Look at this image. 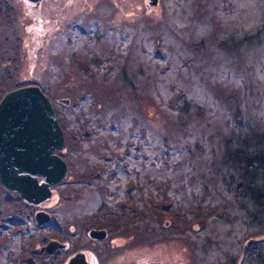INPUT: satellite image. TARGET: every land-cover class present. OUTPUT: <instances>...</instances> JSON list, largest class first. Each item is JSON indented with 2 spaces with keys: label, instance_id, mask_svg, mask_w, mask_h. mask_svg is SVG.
I'll list each match as a JSON object with an SVG mask.
<instances>
[{
  "label": "rangeland",
  "instance_id": "obj_1",
  "mask_svg": "<svg viewBox=\"0 0 264 264\" xmlns=\"http://www.w3.org/2000/svg\"><path fill=\"white\" fill-rule=\"evenodd\" d=\"M7 1L4 7L0 0V78L48 85L53 104L69 99L57 103L71 122L62 149L71 165L48 200L39 205L21 198L29 207L19 210L29 216L8 228L2 227L10 223L2 212L10 202L0 186V247L15 234L11 230L25 225L36 248L56 238L60 228H88L107 200L101 192L123 198L129 176L143 186L149 177L161 187L170 183L163 218L140 223L151 231L142 235L144 245L140 228L128 233L135 241L110 264H148L150 255L161 264H264V240L251 224L250 204L236 201L225 180L233 170L223 162L224 139L264 125V0H160L149 9V0H42L31 6ZM68 50H74L80 67L67 66ZM60 54L65 62L57 59ZM92 58L96 63L85 68ZM104 88L113 112H104L106 94L96 100L88 92ZM178 93L206 112L199 125L178 127L177 138L170 140L167 120L179 118ZM77 113L84 120H77ZM103 169L113 170L108 189L87 183ZM82 178L86 183L76 182ZM38 211L51 216L41 227L34 220ZM38 228L44 231L36 233ZM4 251L2 263L9 249ZM40 256H31L33 264L51 261L43 263Z\"/></svg>",
  "mask_w": 264,
  "mask_h": 264
},
{
  "label": "trees",
  "instance_id": "obj_2",
  "mask_svg": "<svg viewBox=\"0 0 264 264\" xmlns=\"http://www.w3.org/2000/svg\"><path fill=\"white\" fill-rule=\"evenodd\" d=\"M7 3H8L7 0H1V4H3L4 7L7 5ZM71 48L72 46L70 47V49ZM101 51L102 50H99V53H101ZM73 52L74 50H72L71 52L68 50V55H67L68 56L67 58L68 67H74V66L80 67V65H82L81 62L72 58ZM57 57H58L57 59H59L60 61L65 62L66 56L64 54L57 55ZM90 63H96V59L92 58V60L86 61L84 63L85 65L84 67L88 68ZM181 76L183 80L186 82L185 76L183 75ZM124 78H125V75L124 74L121 75V79H123V81H124ZM11 79L13 80L11 81ZM188 79H189L188 80L189 82L190 78L188 77ZM89 83L92 84L90 81ZM123 83H126V81ZM28 84L38 85L36 82L35 83L32 82ZM22 85L24 84H20V81H18L16 77H9L7 79L0 78V100L7 92L17 87H20ZM38 86L41 88L43 93H45L49 98H51V100L52 98L55 99L53 95L50 93V90H51L50 86L45 85L43 83H42V86L40 85ZM107 89L108 88L88 91V92H92L95 94L93 97H95L96 100H98V98H101L103 94H106V98H107L106 104L107 105L104 109V112L111 110L109 108V101L112 96L108 92L109 90ZM73 90H74L73 93H76V94L80 93L79 91H77V89H75V87L73 88ZM177 97H178L179 103L176 105L175 109H177L178 111L179 118L177 120H167L169 123L167 138L170 140L174 139L175 135L177 138L178 127L183 128L185 127V125H189L190 127L199 125L200 122L202 121L201 119H203V114L206 112L204 108L189 103L181 95V93H178ZM57 102L54 103V108H55L56 116L59 121L60 127L66 139L69 136L68 130L70 129L71 122L69 121L68 115L60 112V109L58 108L59 102L58 103ZM95 105L96 104H91L90 110H89L93 116V120H97L95 118V113L97 112L95 111L97 109ZM193 107L194 109L195 107L198 109L191 111L190 109ZM196 111L201 112V114L197 116V118H196V113H197ZM111 112L113 111L111 110ZM81 116H82V110H81ZM81 116L79 113H77V120H84L83 118H80ZM189 131L193 132V129L190 128ZM143 133L146 134V131L144 129H143ZM109 136H111L112 138L114 137L115 139L119 138V135H112L111 133H109ZM69 141L70 140L67 139V148L70 147ZM193 141H196V140H193ZM224 143H225V151H224V156H223V162L225 165H227L230 169L233 170V173L229 172L228 177L225 179L227 182V185L229 184L230 188L234 189V193H235L234 197L236 201L238 202V204L244 205L247 201L249 202L250 208L248 209V215L251 220V224L256 226L258 229V232L256 235H259V234L262 235L259 237L260 240H264V125L262 129L258 132L252 131V132H246L245 134L239 133L231 138L224 139ZM130 144L131 143L126 144L125 149L128 152L131 150ZM194 144L195 143H193L191 146H188L187 149L193 148ZM57 154H59L64 159L63 150L58 151ZM64 161L67 163L68 168H69L71 164H69L66 161V159H64ZM78 161L83 162L82 160H78ZM161 171L165 175H167L166 171H163L162 169ZM112 175H113V170L108 172L106 169H103V172L100 171V174L97 175L96 177H93L91 179L92 177L91 176L89 180L87 181V183L91 184L92 182H95L99 185L101 190L104 188L108 189L109 185L107 184L109 182H112V178H114L112 177ZM76 182L83 184V183H86V179L82 178ZM134 183H136V180H134L133 178H130L125 188L126 196L124 195L123 198H119L118 194L117 196H115L110 193L108 194L107 191L105 193L101 192V196L103 198H106L107 200L102 201V205L95 212L97 216L92 226L105 227V228H111V229L112 228H122V229L137 228L138 222L146 219L148 216L156 215L159 218H163V211L167 209V207L163 206V203H167V201L170 200V197L167 195V193H165L164 189L170 188V183L161 188L162 191L164 192H162V198L159 201V204L157 206H155L153 203L146 204V209L141 207L140 199L138 197L139 189L135 187ZM130 184H132V186ZM131 190L134 191V195L138 197L139 201L138 199L136 201L133 200L131 196ZM2 191H3V196H5L7 201L10 202L8 207H6V209H4L2 212L5 215L4 217H9V219L13 222L24 221L26 217L29 216V212H21L19 210V207H22V205H24L25 207H29V205L26 204L24 201H22V199L17 193L7 192L5 190H2ZM229 191L232 192L231 189ZM64 200L68 202L67 199H64ZM87 201H89V198H87ZM126 201H130V203H125ZM15 205L18 206V211L15 209L14 207ZM177 213L179 216L180 211H178ZM20 214H23L22 217H20ZM190 214H191L190 218H194V213L190 212ZM174 216H177V215H174ZM101 218H103L104 221H100ZM91 221H93V219ZM17 228L21 229V227H17ZM36 238H37L36 240H41L42 242L43 235H38ZM4 248H5L4 246L0 247V256H2V252L4 251ZM15 253H16V260L14 264H33L31 256L38 257L40 254L38 253V248H36L35 246L34 239L32 240L28 239V241L22 243L19 247H17V249L15 250ZM260 253L262 254V252ZM0 261H1V258H0Z\"/></svg>",
  "mask_w": 264,
  "mask_h": 264
},
{
  "label": "water",
  "instance_id": "obj_3",
  "mask_svg": "<svg viewBox=\"0 0 264 264\" xmlns=\"http://www.w3.org/2000/svg\"><path fill=\"white\" fill-rule=\"evenodd\" d=\"M27 1L38 4L42 0ZM149 3L155 5L157 0ZM59 101L69 103V99ZM65 142L53 101L39 86L25 85L7 92L0 100V184L3 189L18 193L27 203L40 204L48 200L52 187L68 173L66 162L56 154L64 148ZM39 177L42 180L39 181ZM35 220L41 226L50 221L51 216L38 211ZM103 232L91 229L89 235L102 238ZM63 247L64 244L49 240L40 251L52 253Z\"/></svg>",
  "mask_w": 264,
  "mask_h": 264
},
{
  "label": "flooded vegetation",
  "instance_id": "obj_4",
  "mask_svg": "<svg viewBox=\"0 0 264 264\" xmlns=\"http://www.w3.org/2000/svg\"><path fill=\"white\" fill-rule=\"evenodd\" d=\"M149 2L150 0L148 1V4H147L148 9L159 4L160 0H157V3L155 5H151ZM28 3L30 6L34 5L32 2L31 3L28 2ZM147 175H143L144 178L147 177ZM129 177L132 178L131 176ZM65 179L62 182H64ZM146 179H147V182H149L147 186H143V184L140 183L139 181H136V183H134L135 187L139 189L138 197L140 199V203L145 204V206L146 204H152L154 200L159 202L162 198V192H163L161 189L162 187L158 185L154 180H152L149 177H147ZM40 180L41 179H39V181ZM107 185L110 186L111 182H109ZM130 185L132 186V184ZM126 186H122V188L125 189ZM131 196L134 201L138 199V197L135 196L134 194H131ZM168 196L171 197L170 194H168ZM156 217H157L156 215L148 216L146 219L138 222L137 228H140V230L137 235L140 238L139 242L142 245H144V243H142V241H144V239L142 238V235H145L147 231H149L148 230L149 227L141 228L140 223H144L145 226H148L147 220L148 219L154 220ZM9 221L10 223H8V225L4 224L2 227L8 228L9 226L17 224V222H13L11 220ZM91 229L104 230V232L102 233L103 237L102 238L91 237L89 235V232ZM134 229L135 228H127V229L114 228V230H112L111 228L96 227V226H90L88 228H81V229L60 228L59 230L56 231L57 238H51V239H48L47 241L56 240L59 243L64 244V247L61 249H57L56 251L52 253H43L40 251V247L43 246L47 242L46 241L45 243L38 246V253H40L39 256L42 255L40 256V258L43 260V263L46 262L45 258L51 259V261L48 262L47 264H70L74 259L75 260L72 262V264H110L114 256L119 255L120 251L127 248V244L128 246H130V244L135 241V239L133 238V241L131 242L129 240L131 238L130 236H128V233L130 232L133 233L132 230ZM25 230H26V225L24 226V228H21V229L14 228L13 230L10 231L11 233H15V234L10 235V237H8V240L5 241V245H6L5 248H8L9 252L6 257L7 259L6 262L2 263V260H1V264H14L15 263V260H16L15 250L22 243L28 241L27 233L25 232ZM39 231H44V229L41 230L40 228H38L36 233H38ZM150 232L151 231H149V233ZM135 233L136 231H134V234ZM18 236L20 237V239L17 238ZM253 241L254 240H252L251 243ZM4 253L5 251L2 252V256L4 255ZM147 260H148V264H161L160 258L156 255H153V256L150 255ZM141 264H146V262L144 261ZM191 264H193V262Z\"/></svg>",
  "mask_w": 264,
  "mask_h": 264
}]
</instances>
